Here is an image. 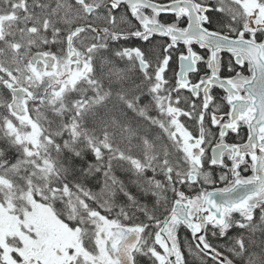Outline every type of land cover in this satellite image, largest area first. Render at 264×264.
Instances as JSON below:
<instances>
[{
	"label": "snow or ice",
	"instance_id": "obj_1",
	"mask_svg": "<svg viewBox=\"0 0 264 264\" xmlns=\"http://www.w3.org/2000/svg\"><path fill=\"white\" fill-rule=\"evenodd\" d=\"M0 264H264V0H0Z\"/></svg>",
	"mask_w": 264,
	"mask_h": 264
}]
</instances>
